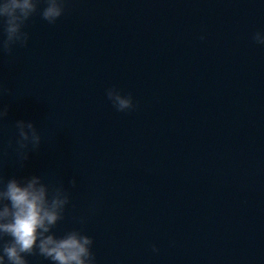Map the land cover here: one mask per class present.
<instances>
[{"label": "water", "instance_id": "1", "mask_svg": "<svg viewBox=\"0 0 264 264\" xmlns=\"http://www.w3.org/2000/svg\"><path fill=\"white\" fill-rule=\"evenodd\" d=\"M261 29L264 0H70L55 25L34 17L28 46L0 55L4 174L75 176L55 231L83 228L98 264H264ZM112 86L138 109L117 112ZM17 120L45 138L23 167Z\"/></svg>", "mask_w": 264, "mask_h": 264}, {"label": "clouds", "instance_id": "2", "mask_svg": "<svg viewBox=\"0 0 264 264\" xmlns=\"http://www.w3.org/2000/svg\"><path fill=\"white\" fill-rule=\"evenodd\" d=\"M69 3L70 0H0V55L12 57L16 48H26L29 22L39 16L55 25L68 11ZM251 38L264 46V29L254 32ZM8 95H12V90L0 79V131L9 113V105L2 103V98ZM105 95L117 112H131L139 107L131 93L124 94L116 86L106 89ZM14 127L16 136L14 142L9 139L7 148L12 149L23 167L45 138L32 121L17 120ZM7 154L5 149L4 155ZM3 168L0 163V264H31L28 257L43 258L49 264H98L94 239L83 228H73L62 235L55 231L66 218L72 189L77 187L76 177L66 186L61 178L46 181V175L9 177ZM76 222L84 225L88 217L80 216ZM152 251L158 253L159 248L153 244Z\"/></svg>", "mask_w": 264, "mask_h": 264}]
</instances>
